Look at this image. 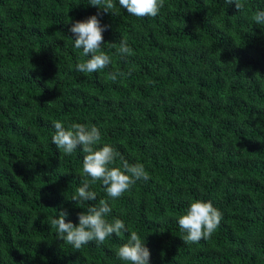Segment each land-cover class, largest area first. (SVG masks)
<instances>
[{"label": "trees", "instance_id": "obj_1", "mask_svg": "<svg viewBox=\"0 0 264 264\" xmlns=\"http://www.w3.org/2000/svg\"><path fill=\"white\" fill-rule=\"evenodd\" d=\"M164 0L156 17L119 6L98 16L104 42L127 39L130 55L83 74L69 28L100 11L89 0H0V264H126L115 250L128 234L75 250L50 222L71 200L84 153L59 152L53 121L95 125L138 180L106 217L137 231L150 264H264V0ZM123 72L116 82L109 73ZM50 101V102H49ZM113 167H120L119 157ZM223 216L211 238L184 243L178 216L193 200Z\"/></svg>", "mask_w": 264, "mask_h": 264}, {"label": "clouds", "instance_id": "obj_2", "mask_svg": "<svg viewBox=\"0 0 264 264\" xmlns=\"http://www.w3.org/2000/svg\"><path fill=\"white\" fill-rule=\"evenodd\" d=\"M226 5L234 4L238 11L245 5L241 0H224ZM89 5L97 7L100 11L85 20H77L71 24L69 32L75 37L74 47L82 49V55L87 57L76 64V71L90 74L106 69L112 63V58L104 50V45L116 49V54L124 57L130 55L132 49L127 39L121 38L119 46L116 43L105 44L103 32L108 27L101 26L98 16L103 13H111L115 7L113 0H89ZM119 6L131 16L137 18L156 17L164 6V0H119ZM251 19L255 24L264 26V10L257 11ZM123 72L109 73V79L116 82L122 77ZM50 102V101H49ZM55 129L51 137L52 143L60 153L71 155L78 148L84 153L82 160V173L86 179L81 181L73 201L86 205L83 211L77 213L78 224L66 222L69 215L67 210L61 209L56 218L50 222V227L56 229L57 239L79 250L90 242L97 246L113 234L120 237L127 233L126 243L115 250L116 257L126 264H150V251L145 246V238L142 240L137 231L130 230L123 220L114 218L111 222L106 217L112 212L109 200L100 199L98 203L89 205L87 202L96 201V192L91 190V185L101 182L107 197L115 201L130 190L138 181L150 179L142 163L134 164L125 160L114 147L109 144L99 146L102 140L101 131L95 125L72 122L67 127L60 120L53 121ZM121 161L120 167H113L116 159ZM222 212L211 201L193 200L185 209L184 214L178 216L177 222L184 235L182 241L198 243L202 239H209L218 228L222 220Z\"/></svg>", "mask_w": 264, "mask_h": 264}]
</instances>
